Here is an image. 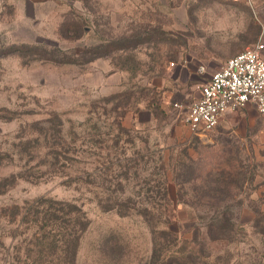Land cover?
<instances>
[{
  "label": "rangeland",
  "instance_id": "obj_1",
  "mask_svg": "<svg viewBox=\"0 0 264 264\" xmlns=\"http://www.w3.org/2000/svg\"><path fill=\"white\" fill-rule=\"evenodd\" d=\"M240 29L264 42V0H0V264H64L39 197L86 212L76 264H264V114L184 124L216 69L184 53Z\"/></svg>",
  "mask_w": 264,
  "mask_h": 264
},
{
  "label": "built area",
  "instance_id": "obj_2",
  "mask_svg": "<svg viewBox=\"0 0 264 264\" xmlns=\"http://www.w3.org/2000/svg\"><path fill=\"white\" fill-rule=\"evenodd\" d=\"M247 107L264 114V42L259 39L229 57L186 102L184 124L206 137L229 112Z\"/></svg>",
  "mask_w": 264,
  "mask_h": 264
},
{
  "label": "trees",
  "instance_id": "obj_3",
  "mask_svg": "<svg viewBox=\"0 0 264 264\" xmlns=\"http://www.w3.org/2000/svg\"><path fill=\"white\" fill-rule=\"evenodd\" d=\"M219 155L220 153H213V155H211L213 159L209 160L207 163H203L206 172L222 171L225 169L226 164L219 158ZM164 182L166 181L164 180ZM159 187L162 189L161 199L163 201H168L166 184L160 182ZM148 190L153 191L150 188ZM151 197L152 196H149V198ZM37 200L41 203V206L45 205L47 201H49L50 204L42 210H36L37 213L42 214L41 217L44 220V224L39 226L41 234L40 237L36 238L34 241L41 246L42 251L46 250L51 254H55L58 258H63L64 264H76L78 241L81 233L89 224L86 212L74 202L54 200L46 197H39ZM51 202L52 204L57 203L60 206L55 208L51 205ZM148 203V208L145 207L144 211L153 212L164 206V204L155 202L154 199L148 201ZM162 231L168 232L165 228ZM35 260L36 259H34V261Z\"/></svg>",
  "mask_w": 264,
  "mask_h": 264
},
{
  "label": "crops",
  "instance_id": "obj_4",
  "mask_svg": "<svg viewBox=\"0 0 264 264\" xmlns=\"http://www.w3.org/2000/svg\"><path fill=\"white\" fill-rule=\"evenodd\" d=\"M236 33L237 34L235 36L230 34V35H228V38H224L225 40L227 39L228 44L226 42H224L223 44L220 43L219 47H221V48L218 47V49H216L214 51L209 50V51H205V52H201V53L197 52V51H192V52L184 53L185 60L198 61V62L203 61L202 63L199 64L200 70L203 69L204 66H206V64H205L206 62H210V61L217 63V64L215 63L213 68H216V69L220 68L229 57L237 54L238 52L242 51L243 49H245L248 46V40L246 39V37L243 38L242 30L241 29L237 30ZM211 74H212V72L210 73V75ZM210 75H209V77H210ZM209 77H208V79H209ZM197 96H199V88H198Z\"/></svg>",
  "mask_w": 264,
  "mask_h": 264
}]
</instances>
